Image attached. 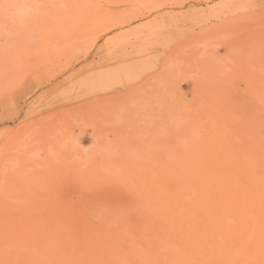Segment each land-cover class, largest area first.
Wrapping results in <instances>:
<instances>
[{
	"label": "rangeland",
	"instance_id": "obj_1",
	"mask_svg": "<svg viewBox=\"0 0 264 264\" xmlns=\"http://www.w3.org/2000/svg\"><path fill=\"white\" fill-rule=\"evenodd\" d=\"M257 136L264 0H0V264H167L171 179Z\"/></svg>",
	"mask_w": 264,
	"mask_h": 264
},
{
	"label": "bare ground",
	"instance_id": "obj_2",
	"mask_svg": "<svg viewBox=\"0 0 264 264\" xmlns=\"http://www.w3.org/2000/svg\"><path fill=\"white\" fill-rule=\"evenodd\" d=\"M219 146L218 150L213 151L216 157L211 155V158H203L204 160L201 157L202 160H190V166L183 168L189 173L175 175L177 177L171 179L169 193L164 196L169 201L165 212L169 222L177 226L176 237L179 242L174 236L176 243L169 246V249L165 248L171 251L166 260L167 264H264V137L253 138L248 146L230 147L224 143ZM203 148H206V145ZM135 230L133 229V232L136 233ZM170 230L172 231V228ZM125 239L132 241L131 237ZM72 241L71 238L74 247L78 246L79 240ZM73 245L71 249H74ZM125 245L127 243L123 244V248ZM159 248L161 250L162 247ZM73 252L75 250L70 253ZM73 255L68 257V261ZM79 255L73 257H80ZM142 255L138 264H159L160 257L158 259L153 255ZM105 256L108 257L107 253ZM34 257L27 260L25 256L23 262L15 261L14 264H61L59 252L49 253L45 258L40 256L42 261H36L38 257ZM126 259H129L128 256ZM100 260L95 258L94 261L88 262L81 255L76 264H100ZM104 260L107 264H113L112 259L104 257ZM136 261L138 260L135 259Z\"/></svg>",
	"mask_w": 264,
	"mask_h": 264
}]
</instances>
